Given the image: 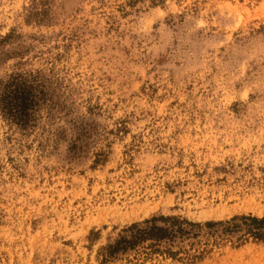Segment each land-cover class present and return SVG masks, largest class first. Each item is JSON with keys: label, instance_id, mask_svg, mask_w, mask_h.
<instances>
[{"label": "rangeland", "instance_id": "374dc122", "mask_svg": "<svg viewBox=\"0 0 264 264\" xmlns=\"http://www.w3.org/2000/svg\"><path fill=\"white\" fill-rule=\"evenodd\" d=\"M15 73L49 100L25 129L0 111V264H100L151 217L264 216V0H0V94ZM207 232L201 261L105 264H264Z\"/></svg>", "mask_w": 264, "mask_h": 264}, {"label": "trees", "instance_id": "16d2710c", "mask_svg": "<svg viewBox=\"0 0 264 264\" xmlns=\"http://www.w3.org/2000/svg\"><path fill=\"white\" fill-rule=\"evenodd\" d=\"M45 81L36 74H11L3 83L0 94L2 115L22 129L32 126L36 112L48 99ZM205 228L211 236H235L241 244L249 237L264 243V216H233L226 221L197 223L179 216H157L134 222L124 227L111 243L102 247L100 264L143 249L146 255H161L172 260L197 262L203 259L204 251L190 254L193 242ZM193 240V241H191ZM188 241L189 249L177 246ZM191 242V243H190Z\"/></svg>", "mask_w": 264, "mask_h": 264}]
</instances>
